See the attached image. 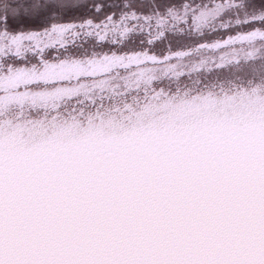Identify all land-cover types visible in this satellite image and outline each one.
Segmentation results:
<instances>
[{
	"label": "snow or ice",
	"instance_id": "snow-or-ice-1",
	"mask_svg": "<svg viewBox=\"0 0 264 264\" xmlns=\"http://www.w3.org/2000/svg\"><path fill=\"white\" fill-rule=\"evenodd\" d=\"M0 264H264V0H0Z\"/></svg>",
	"mask_w": 264,
	"mask_h": 264
}]
</instances>
